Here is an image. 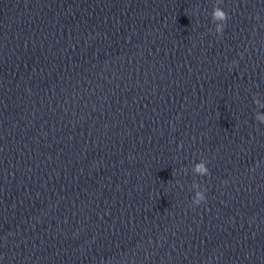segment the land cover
<instances>
[{"label": "clouds", "instance_id": "clouds-1", "mask_svg": "<svg viewBox=\"0 0 264 264\" xmlns=\"http://www.w3.org/2000/svg\"><path fill=\"white\" fill-rule=\"evenodd\" d=\"M214 18L217 20H220V21H226L228 19V15H227V13L222 11L221 9L216 8L214 10ZM217 30L222 31V26L218 27ZM260 119L264 120V118H260ZM195 170L199 173H202V174H208L209 173V169H207L203 164L197 165ZM204 199L205 198L203 196L198 194L197 203H199L200 201H202Z\"/></svg>", "mask_w": 264, "mask_h": 264}]
</instances>
